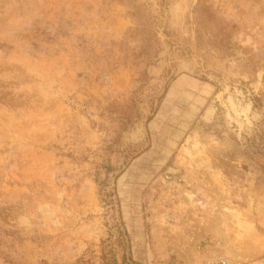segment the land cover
<instances>
[{"label": "rangeland", "instance_id": "1", "mask_svg": "<svg viewBox=\"0 0 264 264\" xmlns=\"http://www.w3.org/2000/svg\"><path fill=\"white\" fill-rule=\"evenodd\" d=\"M0 264H264V0H0Z\"/></svg>", "mask_w": 264, "mask_h": 264}]
</instances>
